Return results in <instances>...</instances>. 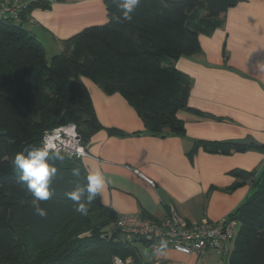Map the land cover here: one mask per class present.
Segmentation results:
<instances>
[{"label": "trees", "instance_id": "trees-1", "mask_svg": "<svg viewBox=\"0 0 264 264\" xmlns=\"http://www.w3.org/2000/svg\"><path fill=\"white\" fill-rule=\"evenodd\" d=\"M236 2L140 0L127 21L114 0H105L107 22L63 40L62 50L49 61L41 43L23 28L30 10H48V0H31L17 23L0 21V264H112L114 256L130 257L132 264H163L143 262L134 245L113 240V231L105 239L109 232L104 229L117 216L98 196L87 213L76 211L78 203L88 204V174L80 159L64 155L63 162H52L57 168L50 181L52 195L39 202L27 182L18 180L22 173L14 171L12 161L28 145L41 142L46 131L73 125L85 146L104 129L83 79L133 108L144 129L130 135H183L177 112L200 113L187 106L190 79L174 63L199 54V35L218 29L220 16ZM199 147L224 156L264 149L253 143L198 141L187 156ZM73 168L80 170L78 177L72 175ZM230 174L241 181L255 176L242 170ZM253 185L254 192L227 216L239 225L227 264H264V170ZM77 188L84 189L79 202L66 195Z\"/></svg>", "mask_w": 264, "mask_h": 264}, {"label": "crops", "instance_id": "crops-1", "mask_svg": "<svg viewBox=\"0 0 264 264\" xmlns=\"http://www.w3.org/2000/svg\"><path fill=\"white\" fill-rule=\"evenodd\" d=\"M104 1L54 0L48 10H30L23 28L44 52V43L52 47L51 55L45 53L49 60L62 50L63 40L107 22ZM220 19L218 29L199 35V54L174 63L190 79L187 106L200 113L177 112L184 127L181 136L130 135L144 129L133 108L119 95L107 96L83 79L104 129L89 138L84 146L88 156L81 163L88 175L102 173L105 185L98 200L113 215L161 219L172 209L188 222H216L254 192L253 184L264 170V149L224 156L199 147L187 156L198 141L264 147V0H237ZM106 129L127 135H109ZM233 170L255 176L241 181L230 174ZM237 183L243 184L229 190ZM214 252L220 254L211 250L200 264H216ZM139 256L143 262L153 259L148 253L145 259L140 252ZM154 259L163 264H195L197 258L166 249V255Z\"/></svg>", "mask_w": 264, "mask_h": 264}, {"label": "built area", "instance_id": "built-area-1", "mask_svg": "<svg viewBox=\"0 0 264 264\" xmlns=\"http://www.w3.org/2000/svg\"><path fill=\"white\" fill-rule=\"evenodd\" d=\"M54 0H48L53 2ZM31 0H0V21H20L21 13L26 10ZM26 20L29 16L26 15ZM45 141L61 154L74 159H82L88 153L75 132L73 125L62 126L44 132L41 147ZM238 223L227 216L216 222L201 220L188 222L179 217L172 209L161 219L143 217L139 214L118 215L112 225L116 235L113 240L122 244H142L148 251L151 260H156L153 253L162 243L171 249L187 256H195L200 264L203 257L211 250H218L226 258L230 253V245L234 241ZM112 233L104 235L110 237ZM150 260V261H151ZM145 261V262H150ZM130 257L114 256L112 264H132Z\"/></svg>", "mask_w": 264, "mask_h": 264}, {"label": "clouds", "instance_id": "clouds-1", "mask_svg": "<svg viewBox=\"0 0 264 264\" xmlns=\"http://www.w3.org/2000/svg\"><path fill=\"white\" fill-rule=\"evenodd\" d=\"M117 4V8L122 10V17L124 20L131 21V13L137 8L140 0H114ZM119 19V17H115ZM65 156L60 151L55 150L52 145H49L45 141L42 147H34L25 150V152L17 153L12 161L14 171L22 173L19 177V181H26L27 188L34 196L37 202L48 200L52 192L50 191V181L56 176L57 168L54 161L63 162ZM73 176H79L80 170L78 168L72 169ZM86 191L88 193V204H77L76 211L81 213H87L88 205L96 198L97 194L101 192L105 185V179L102 173L97 170L87 177ZM84 193V189L77 188L74 191L66 193V195L73 201L79 202ZM38 207V203H37ZM41 215H44L43 210H40ZM154 255H166V244L162 243L161 247H158L153 253Z\"/></svg>", "mask_w": 264, "mask_h": 264}, {"label": "rangeland", "instance_id": "rangeland-1", "mask_svg": "<svg viewBox=\"0 0 264 264\" xmlns=\"http://www.w3.org/2000/svg\"><path fill=\"white\" fill-rule=\"evenodd\" d=\"M26 21H29V20H26ZM43 46L45 48V53L47 55H51L53 53L52 52V47H50V45L48 46L46 43H44ZM49 60H47V61H49ZM106 230L108 232H110L112 230V225H110L109 227H107L106 229H104V231H106ZM135 247L138 248V251L141 253L142 257L145 259V255L148 253L147 249L142 244H140V245L139 244H136ZM231 248H232V245H230V252H231ZM216 253L217 252H214L212 254L215 257L213 262H215L216 264H227V258L224 255H222L221 253L219 255H217Z\"/></svg>", "mask_w": 264, "mask_h": 264}, {"label": "water", "instance_id": "water-1", "mask_svg": "<svg viewBox=\"0 0 264 264\" xmlns=\"http://www.w3.org/2000/svg\"><path fill=\"white\" fill-rule=\"evenodd\" d=\"M34 147H41V142H38V143H35V144H31V145H28L23 152H25V150L27 149H31V148H34ZM108 236H105V239H107Z\"/></svg>", "mask_w": 264, "mask_h": 264}, {"label": "bare ground", "instance_id": "bare-ground-1", "mask_svg": "<svg viewBox=\"0 0 264 264\" xmlns=\"http://www.w3.org/2000/svg\"><path fill=\"white\" fill-rule=\"evenodd\" d=\"M22 16V15H21ZM29 16V15H28Z\"/></svg>", "mask_w": 264, "mask_h": 264}]
</instances>
